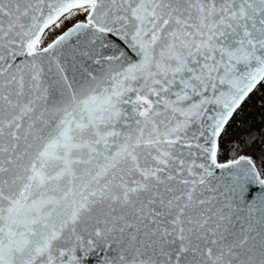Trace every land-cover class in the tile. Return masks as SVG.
Wrapping results in <instances>:
<instances>
[{
    "label": "snow or ice",
    "instance_id": "obj_1",
    "mask_svg": "<svg viewBox=\"0 0 264 264\" xmlns=\"http://www.w3.org/2000/svg\"><path fill=\"white\" fill-rule=\"evenodd\" d=\"M264 0H0V264H264Z\"/></svg>",
    "mask_w": 264,
    "mask_h": 264
},
{
    "label": "water",
    "instance_id": "obj_2",
    "mask_svg": "<svg viewBox=\"0 0 264 264\" xmlns=\"http://www.w3.org/2000/svg\"><path fill=\"white\" fill-rule=\"evenodd\" d=\"M249 188H250V191H249V194H248L249 198H252L254 195L259 197V195H260L259 192H264V189H261V188L256 187V186L250 185ZM102 255H103L102 253H100V254L93 253L85 261V264H100Z\"/></svg>",
    "mask_w": 264,
    "mask_h": 264
},
{
    "label": "trees",
    "instance_id": "obj_3",
    "mask_svg": "<svg viewBox=\"0 0 264 264\" xmlns=\"http://www.w3.org/2000/svg\"><path fill=\"white\" fill-rule=\"evenodd\" d=\"M253 114L249 117L250 123H255L257 129L260 128L261 124H264V116L257 113L255 110H250ZM261 142L264 143V137L261 138Z\"/></svg>",
    "mask_w": 264,
    "mask_h": 264
}]
</instances>
